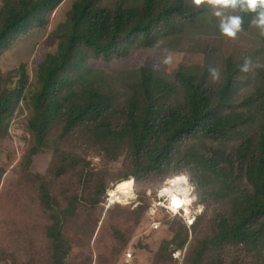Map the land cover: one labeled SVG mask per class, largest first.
<instances>
[{"label": "trees", "instance_id": "16d2710c", "mask_svg": "<svg viewBox=\"0 0 264 264\" xmlns=\"http://www.w3.org/2000/svg\"><path fill=\"white\" fill-rule=\"evenodd\" d=\"M64 1L0 0V58L13 42L44 28ZM236 12L248 28L251 15ZM207 15L204 7L193 10L186 0H73L53 31L57 51L38 65L35 85L24 66L0 71V140L8 135L22 100L31 111L25 124L30 139L19 166L36 182L38 203L50 224V264L68 262L72 247L64 228L69 216L82 204L98 205L109 192L102 174L95 178L83 158L63 151L62 143L75 132L109 157L127 151L131 169L118 177L119 183L166 174L190 188L187 178L179 177L187 170L201 202L227 206V213L211 221L214 233L189 244L186 262L223 264L225 249L232 247L229 264H264V68L251 71L258 78L254 93L240 100L245 58L226 60L218 82L211 80L208 64L194 68L186 58L170 72L140 66L108 73L88 63L169 47L185 28L204 25ZM48 151L54 154L50 174L35 173L34 159ZM8 162L14 163L11 155ZM56 184L65 203L51 192ZM177 223V234L158 253L187 244L189 225L182 218ZM238 250L245 251L240 260Z\"/></svg>", "mask_w": 264, "mask_h": 264}, {"label": "rangeland", "instance_id": "374dc122", "mask_svg": "<svg viewBox=\"0 0 264 264\" xmlns=\"http://www.w3.org/2000/svg\"><path fill=\"white\" fill-rule=\"evenodd\" d=\"M72 1L65 0L49 15L44 28L33 30L13 42L0 58V71L5 73L24 66L30 83L35 85L38 65L46 55L57 51L58 42L53 31L66 18ZM186 1L190 3V0ZM204 8L208 12L205 24L199 28H185L169 47L135 50L127 58L110 63L91 59L88 62L90 68L111 73L146 66L170 72L186 58L188 65L194 68L206 64L218 68L221 78L222 65L226 60L235 62L250 57L254 64L264 62V36L259 34V29L242 27L235 39L228 38L219 30V18L212 14L211 9ZM226 14L237 15V12L228 10ZM165 49L173 55L170 66L160 63ZM243 76L237 94L240 100L252 95L254 85L258 82L254 72L244 73ZM23 101L10 122L8 135L0 140V264H50V244L46 237V229L50 224L38 203L36 182L33 177L22 174L19 166L30 139L25 124L31 111ZM56 137L57 132L54 130L52 138ZM80 137L78 132L68 136L61 145L63 151L83 158L89 165L88 172L94 173L95 178L102 174L101 181H106L108 189H116L118 177L128 174L131 169L127 151L121 149L115 157H109L100 147L92 143L88 145ZM8 155L14 158L12 165L8 162ZM53 159L52 151L36 156L34 172L49 175ZM180 173L183 174L179 177H186L192 189L188 213H196L193 215L194 221L200 217L195 226L188 227L189 238L184 248L177 249L176 245H171L166 254L158 253L161 244L177 234L179 218H173L164 210L159 211L155 218L150 217L149 213L159 191L173 177H167L166 174L164 177L144 176L138 181L129 178L134 182V198L128 199L120 192L113 199L108 194L103 195L98 205H92L91 202L82 204L76 213L69 216L64 228V237L72 247L67 264H189L186 262L189 244L212 235L216 226L211 221L217 214L227 213L228 208L220 201L201 202L191 173L187 170ZM171 182L168 190L175 186ZM51 192L58 201L65 203L60 184H56ZM173 222H176V227L171 229ZM116 231L122 233L116 235ZM171 231L172 235L169 234ZM234 249H225L220 262L229 264ZM173 250V260L168 261V254ZM243 254L245 251L238 250L235 258L240 260Z\"/></svg>", "mask_w": 264, "mask_h": 264}, {"label": "clouds", "instance_id": "9594fccd", "mask_svg": "<svg viewBox=\"0 0 264 264\" xmlns=\"http://www.w3.org/2000/svg\"><path fill=\"white\" fill-rule=\"evenodd\" d=\"M190 6L193 10L202 7L211 9L212 14L219 18L221 34L228 38L235 39L237 34L242 31L244 23L242 15L226 14L228 10H239L241 13L251 15L250 26L259 29V34L264 36V0H190ZM160 63L170 66L173 63V55L165 49ZM254 68H264V64L258 62L254 64L249 57L245 58L244 63L240 66V71L247 73ZM208 73L213 82L220 80L218 68L209 66Z\"/></svg>", "mask_w": 264, "mask_h": 264}, {"label": "built area", "instance_id": "2783aa9c", "mask_svg": "<svg viewBox=\"0 0 264 264\" xmlns=\"http://www.w3.org/2000/svg\"><path fill=\"white\" fill-rule=\"evenodd\" d=\"M168 181L165 183L164 187L159 191L157 195V199L153 202V206L151 207V210H150L151 212H149L151 214L150 217L155 218L159 211L164 210V211H167L169 214H171L173 218L179 217V218L184 219V221L190 227L191 223L194 222V219H193L194 217H191L190 214L188 213V206L186 205V198L187 200L189 199L192 189L191 188L189 189V192L187 193V196L185 198L182 192L174 191V193L178 197L183 198V203L181 205H175V200L173 196L168 195L165 192ZM179 185H182V184H179ZM154 218H151V219H154Z\"/></svg>", "mask_w": 264, "mask_h": 264}, {"label": "bare ground", "instance_id": "6f19581e", "mask_svg": "<svg viewBox=\"0 0 264 264\" xmlns=\"http://www.w3.org/2000/svg\"><path fill=\"white\" fill-rule=\"evenodd\" d=\"M177 180V181H176ZM170 181L172 185L175 184L171 189L168 190V187L170 185ZM183 181L180 179L172 178L168 181L167 186H166V193L168 195H172L174 200H175V205H181L183 203V198L178 197L174 191H179L184 194V198L187 196V193L189 192V187L186 185V183H182ZM182 184V185H179ZM178 185V187H177ZM134 182L133 180H123L122 182L118 183L117 188L114 190H109L108 192V197L113 199L114 195L118 192H120L121 195L127 197L128 199L134 198L135 197V188H134ZM164 196V195H163ZM190 200H187L186 198V205L188 206ZM176 209V207H175ZM189 211V210H188Z\"/></svg>", "mask_w": 264, "mask_h": 264}]
</instances>
